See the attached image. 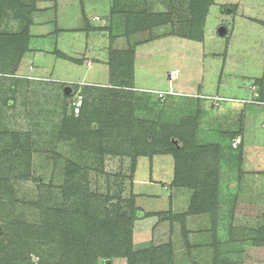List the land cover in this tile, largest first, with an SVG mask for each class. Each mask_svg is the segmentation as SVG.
<instances>
[{"label":"rangeland","instance_id":"374dc122","mask_svg":"<svg viewBox=\"0 0 264 264\" xmlns=\"http://www.w3.org/2000/svg\"><path fill=\"white\" fill-rule=\"evenodd\" d=\"M78 1L63 3V21L80 18ZM86 4L91 26L101 25L92 19L94 15L107 13L109 0H88ZM228 5L237 7L235 14L225 12ZM149 9L150 13L171 12L177 22L154 30V42L137 50L139 89L169 92L173 86L175 92L183 93L172 99L167 96L165 102L157 94L147 97L144 96L147 93L138 91L132 101L116 98L110 84V68L107 77L105 72L98 75L107 84L109 79L108 87L87 86L93 82L80 79V71L87 69L86 64L71 66L75 78L67 79L72 77L69 56L75 53V58L86 57L85 61H91L94 58L89 56L88 49L102 47L96 28L82 37L62 33L38 39L26 30V22L21 27L0 23V34L28 31L33 38L26 59L24 55L18 67L15 54L0 52V71L6 69V76L0 74V237L4 235L0 253L8 252L11 264L21 263L22 256L27 264H48L53 258L59 259V254L48 251L46 244L39 240L21 242L13 232L18 227L24 233L25 226H46L53 208H70L69 204L63 206L67 163L90 169L88 181L94 192L105 193L110 186L115 196L113 204L117 205L118 200L126 202L123 210H130L135 201L145 212H186L193 191L172 186L175 161L171 156L139 158L135 175L131 176L129 158L112 157L104 152L122 145L127 148L129 138L137 135L139 127L149 129L142 122L154 123L153 127L163 134L162 125L178 124L201 109L199 144L219 143L223 147L218 217L215 221L210 215L190 217L186 224H171L167 220L156 230L153 228L157 218L140 220L136 236L133 235L135 249L152 253L160 248L155 251L154 264H166L170 254L175 264H215L217 255L223 264H264V103L245 107L235 100L252 101L256 92L253 87L261 91L256 81L264 74V25L248 20L252 17L264 20V0L214 1L208 10L202 42L188 39L189 0H154ZM245 15L248 20L242 19ZM71 25L77 27L78 22ZM221 26L227 27L226 36L218 34ZM146 36H142L143 41L148 40ZM122 40L116 47H125ZM104 50L102 47L103 55L108 56ZM141 65L147 69L143 70ZM30 67H34L39 78L52 80H26L31 79L27 73ZM13 75L19 77L11 78ZM64 80L75 83L77 90H84L89 101L96 99L93 104L100 118L95 129L83 122L68 132L64 142L57 143L56 138L63 135H56V126L60 133L63 119L72 115L69 103L72 96L68 101L60 83ZM197 96L206 103H196L198 99L193 97ZM241 113L246 115L244 120ZM70 121L74 122L72 118ZM228 132L234 135H227ZM83 136L89 148L80 143L79 137ZM82 196L69 200L72 208ZM141 229L146 237L137 243ZM110 263L127 264L122 259L100 260L98 264ZM143 264H150L149 258Z\"/></svg>","mask_w":264,"mask_h":264},{"label":"trees","instance_id":"16d2710c","mask_svg":"<svg viewBox=\"0 0 264 264\" xmlns=\"http://www.w3.org/2000/svg\"><path fill=\"white\" fill-rule=\"evenodd\" d=\"M150 1L152 0H113L115 6L113 14H118L125 22L127 36L145 31L152 32L156 28L176 24L174 23V14L171 12L150 13ZM214 1L189 0L188 39L197 42L204 40L206 17ZM36 4L37 0H30V4H24L22 0H0V23L3 25L5 21L19 18L21 15L20 19H24L22 22L27 23L26 30H30L31 15ZM261 24L264 25V22ZM30 37L28 31L22 34L2 33L0 34V52L15 54L14 60L18 67L22 57L28 51ZM152 39L155 38L152 37ZM134 61L135 51L133 48L110 52V84L113 86L111 88L116 98L120 96L132 101V97L136 94L139 95L136 93L137 91L133 90L135 88ZM5 73V68L0 71L3 76H6ZM256 83L261 88L258 100L264 103V74L257 79ZM71 87L73 88L71 95H73L77 86ZM81 95L83 96V105L80 115L75 117L72 110V115L63 119L60 133L57 132L58 126H56V135L58 134L59 137L63 135V138H56L57 143L64 142L68 132L76 129L78 125H83V122L88 124L89 128L92 125L94 129L98 126L99 112L95 110L94 107L97 106L93 104L96 99L89 101L82 89ZM144 96L148 97L149 94ZM66 98L71 97L66 96ZM160 101L165 102L166 99H160ZM97 102L101 104V102ZM200 102L201 100L196 101V103ZM201 112L198 110L196 115L188 116L178 124L162 125L163 134H159L153 127L154 123L142 122L141 125L149 128L148 132L139 127L137 135L129 138L127 148L122 145V148L107 149L104 152L112 157L129 158L131 160V176L135 175L139 158L152 160L156 156H171L175 161L172 186L193 191L186 212L182 214H174L172 211L144 212L136 206L135 201H133V205H130V210H123V206L126 209V202L122 203L121 200H118L117 205L113 204L115 196L112 194L110 186L105 193L94 192L88 181V175L92 172L90 169L67 163L63 206L67 207L69 204L70 208H63L64 210L53 208L51 210L52 218L46 226H25L24 233L21 231L24 229L20 227L14 229L13 233L16 238H19L21 242L39 240L48 246V251L51 250L56 255L59 254V259L57 257L54 259L52 255L53 260L48 264H98L100 260L111 262L115 259H122L127 264H143L147 258H149L150 264H154L155 251H159L160 248L153 250L152 253H149L148 250L135 249L133 235L137 221L156 217L160 222L168 220L171 224L176 222L186 224L190 217L210 215L215 221L219 214V165L223 147L219 143L199 144L200 119L198 120V117ZM70 118L74 122H71ZM89 131L91 130L89 129ZM226 134L231 136L234 135V132ZM79 139L83 147L87 145L89 148L84 136ZM101 171L103 170L101 169ZM79 194L83 195L82 198L80 197V203L72 208L73 205L71 206L69 200ZM4 232L5 229L2 233ZM3 236L2 234L0 237V245ZM186 244L189 245L188 240H186ZM21 249L23 251L24 247ZM170 253H172V249ZM10 257L8 252L0 253V264H11L13 261L9 259ZM25 259L26 257L22 256V260ZM22 260L19 264H27V261L25 263ZM166 264H175L172 254L169 255ZM215 264H223L219 260V255L215 259Z\"/></svg>","mask_w":264,"mask_h":264},{"label":"crops","instance_id":"0c3cea01","mask_svg":"<svg viewBox=\"0 0 264 264\" xmlns=\"http://www.w3.org/2000/svg\"><path fill=\"white\" fill-rule=\"evenodd\" d=\"M22 1H23L24 4H30V0H22ZM70 1L72 3H75V1H77V0H37V4H36V7H35V10L32 12V15H31V24H30V27H29L31 36L33 38L37 37L38 39H40V37H43V36L45 37V35H49V34H53V36H56V35H59V34H62V33H67L70 36H72L73 34H76V35H79L80 37H82L83 33H85V32H87V33L89 32L90 33L91 31H93V29L96 28L98 30L97 34H101V35H99L100 38L102 39L101 46L103 47V49H105L104 51L108 52V56L105 55V54H104L105 56L103 55L102 47L96 49L94 46L91 49H88L89 52H90L89 56L91 55L94 58L91 61H89L88 59H87V61H85L86 57L81 58V59H77V58H75L76 54L73 53L74 55L73 56H69V58H68L70 60V62H71L69 64L70 66L68 65L70 71H71V68H72L71 66H73V65L75 67V65L81 66L83 64H86V68L87 69L85 71H80V73L82 74V77H80V79L81 80H85L87 82L88 81H92L93 82V84H89V82H88L87 86L90 85V86H94V87H98V86L99 87H108L107 85H109V79L107 81L108 82V84H107L106 82H102V80H99L98 75L100 74L99 72H102V73L105 72L106 73V77H107L108 72H109V68H110L109 67V53L112 50H114V51H125V50H128L130 48H133L134 51H135V61H134V69H135L134 83H135V88L133 90L134 91H138V92H142V93L144 92V93H147V94H153L154 93V94H157V97H158V92H165V91H149V90L146 91V90H143V89H139L138 86H137V77H138L137 74H139V71H140L139 70V65H137V62H139V56H138L137 50H138V48H140L143 45H146V44H149L151 42H154V41H152L153 40L152 39V34L154 33V30L152 32L145 31V32H142V33L131 34V35L127 36L126 28L124 26L125 22L120 18V16L118 14L117 15L113 14L114 7H115L114 3H113V0H109L110 7H108L107 13H105L103 16L94 15L92 21L93 22H101V25H98L96 27L91 26L90 18H88V13H87V10H89V9L85 8V5H87L86 2L88 0H80V2L78 1L81 4V7L79 6V9H80V15H79L80 22L78 21L79 19L78 20H74V21L78 22L77 27H74V26L71 25L74 21H71V20L69 22L63 21L62 17H61L63 15V8L65 6V5H63V3L70 2ZM153 2H154V0L150 1V4H152ZM215 2H216V0H215ZM89 3L90 2H88V4ZM149 8H150V6H149ZM226 11H227V13L229 12V15L233 14V13L235 14L236 11H237V7H235L234 5H228V8H225V12ZM96 17H98L99 20L95 21ZM244 17H246V18H244ZM244 17L242 18L243 20H248V17L246 15ZM173 18H174V23H175V16ZM22 21L23 20L20 19V17L19 18H15V19H11V20H7V21H5V26L7 27L9 25V27H11L10 24L11 25L15 24V25H18L19 27H21L23 25L22 23H24ZM248 21H250L252 23H253V21H255V22L259 23V24H261V22H264V20H260V19L253 18V17L250 20H248ZM170 26H172V25H170ZM35 29L38 30V33H34ZM73 31H75V32H73ZM143 35L144 36L149 35V37L146 36V38H148L149 41L148 40L147 41L146 40L143 41V39H142ZM33 38H31V39H33ZM121 39L125 40V41L122 40L124 42V44H125V47L118 48L116 46H117L119 40H121ZM106 43H108V46H105ZM78 44L79 43H77V45ZM88 50H86V52ZM83 54H85V53H83ZM44 55H46V53H44L43 56ZM101 55H103V56L101 57ZM26 57L27 56L25 55L24 58L26 59ZM44 58H45V56H44ZM56 63L57 62L55 61L54 63H51V65L55 66ZM87 63H90V64L87 65ZM142 67H144V65L143 66L141 65L140 68H142ZM146 69L147 68H145V67L143 68V70H146ZM35 71L36 70L34 69V67H32V68L30 67V69L28 70L27 73H28V76H31V79H26V80L37 81V82H42V81L50 82L52 80V78H43V77L39 78L35 74ZM45 71H47V70H45ZM73 72L74 71H71L72 77H67V79H74L75 78V76L73 75ZM53 73L54 72H52V74L50 73V75L53 76L54 75ZM93 73H95V74L93 75ZM60 83H62L63 85H66V87L67 86H77V85H75V83H74V85H72L73 84L72 82L68 83L67 80H64L63 82H60ZM66 87H64V89ZM174 89L175 88H173V86H171L169 91L173 92V94L168 95L167 98L175 97V96H178V95L183 96L182 95L183 93L178 94L177 92L174 91ZM253 90L256 91V92H255V95H254V99L252 101H245L243 99H242V101H240L238 99H235V100L239 101L238 103H240V104L241 103L245 104V107L248 104H250V105L252 104L251 106H248V107L257 106L258 104H256L255 102H257V101L260 102L258 100V96H257V94H259L258 93L259 91L255 87H253ZM184 96H187V95H184ZM187 97L189 98L190 96L188 95ZM198 97L199 96L193 97V98L201 100L200 103H202V101H203L202 98L203 97L202 98H198ZM207 99H210V96ZM68 101H69V99H68ZM203 102H205V101H203ZM217 103H219V102H217ZM218 105L219 106L217 108L218 109L221 108V104H218ZM242 109H244V107ZM245 117H246V115L241 113V119L244 120ZM139 164H140V162H139ZM151 218L156 219V217H151ZM151 218H147V219H151ZM189 220H190V218H189ZM139 221H137L135 223L134 236H136V228H137V224L139 223ZM157 221L158 222L154 226L155 229L153 228V230H156L159 227L160 224L165 223V222H160L159 220H157ZM153 230H152V232H153ZM142 233H143V230L141 229L139 231L140 237L137 240L138 241L137 243L143 242L142 238L144 239L146 237V232L144 233V235ZM151 235H152V233H151ZM110 264H112V263H110Z\"/></svg>","mask_w":264,"mask_h":264},{"label":"built area","instance_id":"2783aa9c","mask_svg":"<svg viewBox=\"0 0 264 264\" xmlns=\"http://www.w3.org/2000/svg\"><path fill=\"white\" fill-rule=\"evenodd\" d=\"M18 78L19 76L17 75H13L12 78ZM173 94V92H158V97L159 99H162V100H165L166 97L168 95H171ZM72 98L71 100L69 101L70 104H71V107H72V110H73V114L75 117H78L80 115V112H81V107L83 105V96L81 95V89L80 90H76V92L71 95ZM258 96V94H257ZM256 104H260V102H255Z\"/></svg>","mask_w":264,"mask_h":264},{"label":"water","instance_id":"95a60500","mask_svg":"<svg viewBox=\"0 0 264 264\" xmlns=\"http://www.w3.org/2000/svg\"><path fill=\"white\" fill-rule=\"evenodd\" d=\"M218 34L220 36H226L227 34V28L225 26H221L219 29H218ZM64 93L66 96H71V94L73 93V88L71 86H67L65 89H64Z\"/></svg>","mask_w":264,"mask_h":264}]
</instances>
